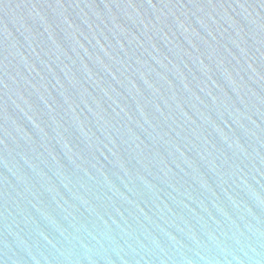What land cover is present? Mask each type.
<instances>
[{"label":"water","instance_id":"water-1","mask_svg":"<svg viewBox=\"0 0 264 264\" xmlns=\"http://www.w3.org/2000/svg\"><path fill=\"white\" fill-rule=\"evenodd\" d=\"M0 264H264V0H0Z\"/></svg>","mask_w":264,"mask_h":264}]
</instances>
